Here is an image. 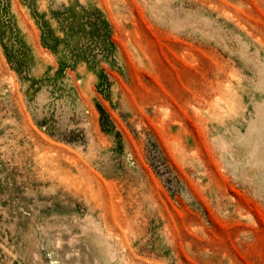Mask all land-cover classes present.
<instances>
[{
    "label": "rangeland",
    "instance_id": "rangeland-1",
    "mask_svg": "<svg viewBox=\"0 0 264 264\" xmlns=\"http://www.w3.org/2000/svg\"><path fill=\"white\" fill-rule=\"evenodd\" d=\"M0 264H264V0H0Z\"/></svg>",
    "mask_w": 264,
    "mask_h": 264
}]
</instances>
